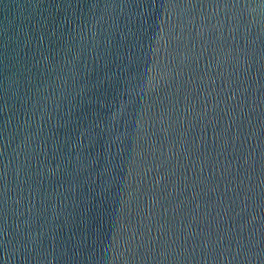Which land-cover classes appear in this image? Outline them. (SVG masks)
<instances>
[{
  "label": "water",
  "instance_id": "1",
  "mask_svg": "<svg viewBox=\"0 0 264 264\" xmlns=\"http://www.w3.org/2000/svg\"><path fill=\"white\" fill-rule=\"evenodd\" d=\"M0 264H264V0H0Z\"/></svg>",
  "mask_w": 264,
  "mask_h": 264
}]
</instances>
